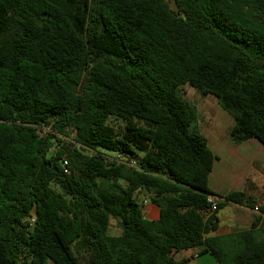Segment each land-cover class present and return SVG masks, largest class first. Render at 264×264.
I'll use <instances>...</instances> for the list:
<instances>
[{"label": "trees", "instance_id": "trees-1", "mask_svg": "<svg viewBox=\"0 0 264 264\" xmlns=\"http://www.w3.org/2000/svg\"><path fill=\"white\" fill-rule=\"evenodd\" d=\"M172 2L0 0V264H186L174 254L195 248L264 264V219L206 237L225 204L254 200L211 191L216 156L181 93L213 96L235 143L264 145V0Z\"/></svg>", "mask_w": 264, "mask_h": 264}, {"label": "crops", "instance_id": "crops-1", "mask_svg": "<svg viewBox=\"0 0 264 264\" xmlns=\"http://www.w3.org/2000/svg\"><path fill=\"white\" fill-rule=\"evenodd\" d=\"M203 107L196 108L200 132L207 139V145L216 156L212 171L209 174L208 186L212 192L224 195L233 190H240L251 196L254 205H264V145L256 138H249L241 143H235L230 137L233 119L225 115L219 107L209 102H201ZM222 173L217 178L214 173L216 163L225 161ZM238 165H245L246 170L239 171ZM144 198V216L149 220H158L160 207L150 201L149 193ZM221 210L222 215L218 213ZM215 215L216 228L210 230L206 237L223 236L236 231L249 229L252 225L259 228L264 219L255 206L227 203ZM210 213H205L207 217ZM200 248L182 250L174 254L175 260L188 259L186 264H218L214 258L205 254L197 256ZM204 258L202 263L199 260Z\"/></svg>", "mask_w": 264, "mask_h": 264}, {"label": "rangeland", "instance_id": "rangeland-1", "mask_svg": "<svg viewBox=\"0 0 264 264\" xmlns=\"http://www.w3.org/2000/svg\"><path fill=\"white\" fill-rule=\"evenodd\" d=\"M169 6L172 8V9H175L174 5H173V2L172 0H165ZM181 93L182 95L184 96V98L189 101L193 106H195L196 108H200V107H203V104H201V102L205 101V102H209V103H212L214 105H216L217 107H219V109H221L220 111H222L225 115H227L229 118L232 119V117L227 113L225 112L218 104L217 102V99L214 98L213 96L211 95H207V96H201L194 88L188 86V85H182L181 86ZM110 123L112 125H114L115 127H119L121 125V122L120 120H116L114 118H111L110 119ZM141 155V153L139 154L138 153V157ZM225 161L223 162H220V163H216L215 164V167H214V173L216 175L217 178L220 177V174L222 173L223 169H222V165L223 163H226V157L223 156L222 157ZM238 169L239 171H244L246 170V166L245 165H238ZM145 192H142L140 194V197L139 199L142 201V198L144 197ZM146 199V198H145ZM223 212H221V210L219 211L218 215L221 216ZM120 232V229L118 228L117 224H116V220L114 218H111L110 219V228H109V233L110 234H113V235H117L119 234ZM200 261L203 263L204 262V258L203 259H200L199 260V263Z\"/></svg>", "mask_w": 264, "mask_h": 264}, {"label": "built area", "instance_id": "built-area-1", "mask_svg": "<svg viewBox=\"0 0 264 264\" xmlns=\"http://www.w3.org/2000/svg\"><path fill=\"white\" fill-rule=\"evenodd\" d=\"M45 130L46 129L42 130L41 133H44ZM114 159L117 162L125 163V164H128V165H133V166L136 165L135 160L131 159L127 155L126 156H123L120 153H116ZM62 165H63L64 171L65 172H68V169H67V161L65 159L62 160ZM219 200H220V198H218L217 196L208 195L207 201L210 204V207H209V210H208L209 213L213 212L217 208V204H218ZM141 202H142L143 205H145V204L148 203V200L144 198V199H142ZM254 206L258 209V205L255 204ZM30 221L33 222L34 221V218L31 217L30 218Z\"/></svg>", "mask_w": 264, "mask_h": 264}]
</instances>
